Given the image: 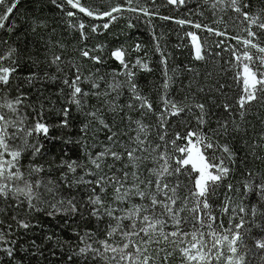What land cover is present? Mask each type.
<instances>
[{"label": "snow or ice", "instance_id": "6c2138e0", "mask_svg": "<svg viewBox=\"0 0 264 264\" xmlns=\"http://www.w3.org/2000/svg\"><path fill=\"white\" fill-rule=\"evenodd\" d=\"M21 2L0 0V30L9 34L0 37V264H40L41 258L47 264L46 251L56 256L49 244H63L55 232H44L41 216L94 222L95 231L84 236L91 240L95 235L98 246L85 243L79 253H90L103 264H171L177 255L180 264H248L246 216L264 218V203L233 207L231 194L239 189L230 182L219 214L213 201L236 164L234 141H244L242 162L252 154L264 160V118L260 131L248 120L254 108L264 109V0H202L197 7L211 12L208 22L190 18L204 17L203 11L189 9L184 18L161 14L162 7L187 9L190 0H50L66 26L79 33V58L93 64L105 62L94 54H102L104 45L89 48L85 42L113 22L127 18L129 28L144 24L151 29L162 68V82L154 86L156 107L134 71L152 69L142 57L129 61L123 46L110 53L120 62V72L106 78L97 68L84 75L82 63L63 58L67 46L54 39L56 29L34 16L24 21V35L31 36L36 52L25 59L11 40L23 27L11 19ZM229 12L233 15L225 21ZM156 19L207 33L201 40L198 32L188 31L189 44L176 47H190L194 61L217 66L204 75L205 83L199 70L185 66L192 75L181 84L179 101L171 92L175 69L169 75ZM142 47L137 43L132 51ZM44 67L55 73L44 71L43 78L61 84L59 109L47 96L29 103L22 90L41 81ZM22 68L29 69L23 77L17 75ZM92 97L95 105L88 102ZM73 106L83 117L78 137L52 136L53 128L72 129ZM50 117L56 118L52 124ZM56 140L79 148L82 159H65L66 152L58 160L46 159V144ZM242 188L243 194L264 201V174L248 169ZM33 230L38 234L30 236ZM254 246L264 250V238Z\"/></svg>", "mask_w": 264, "mask_h": 264}, {"label": "trees", "instance_id": "16d2710c", "mask_svg": "<svg viewBox=\"0 0 264 264\" xmlns=\"http://www.w3.org/2000/svg\"><path fill=\"white\" fill-rule=\"evenodd\" d=\"M202 3V0H190L189 7L187 9H180L179 11H173L171 8H161V14L163 15H172L178 18H184L188 13L189 9L192 11H203L204 17H200L198 15L191 16L190 18L194 20H201L202 22H208L211 19V12L206 8H199L198 5ZM233 15V13L229 12L224 16V20L228 21L229 16ZM40 17L42 19H46L50 25V28H55L54 39L60 40L67 47L66 50L62 53L63 58L65 60L76 59L79 63L83 64L82 71L84 75H88L89 72H95L98 68L100 70L101 75H105L106 78L110 76L113 71L120 72L122 66L120 62L117 61L114 57L110 56V53L116 48L127 49L130 55L126 58L129 61L134 62L137 56L144 58V61L148 64V66L152 69L151 72L134 69L136 71V82L140 85L143 94H150V99L153 102L154 107L157 106V93L154 91V86L158 85L162 82V68L159 63L160 54L154 51V43L151 36V29H149L144 24H138L135 28L128 27V19L121 18L117 21L113 22L108 30H101L99 33L92 36L91 39L87 40L85 43L89 48H95L96 45H104L103 53L95 52V55H102L104 59L103 64H93L91 61L79 58L78 48L82 47L80 43L79 33L68 28L65 24V18L62 13L56 8L55 5L50 3V0H22L21 4L18 5V9L14 10V15L11 19H15L18 25H23L20 28L19 32L16 35L11 36V40L14 41L18 48L21 50V55L26 59L27 56L33 55L36 52V49L32 47V44L29 43L31 40V36L24 35V28L27 25L24 24V21L27 19L31 22L32 17ZM207 18L205 20L204 18ZM86 22L87 18H86ZM133 23H136L134 20ZM154 29L161 37L160 45L166 55H168V71L169 75H173V70L175 69V80L176 83L173 85L171 92L176 100H181L183 98V90L181 88V84L187 85L189 83L191 73L184 71L185 66H191L200 71L201 76L199 80L201 83H205L204 75L208 71H214L217 69L216 65H213L209 62L207 65L204 62L194 61L191 58L190 47H176L178 44L188 45L190 42L189 37H184V33L188 31H196L201 36V40L207 35V33L200 32L194 28L189 26H184L182 29L169 21H162L159 19L154 20ZM221 29H223V25H220ZM178 34L180 37H184L183 40L178 39ZM236 34L235 32L232 33ZM45 35H47L45 33ZM9 34L4 30H0V37H7ZM19 37V39H17ZM141 44L143 47L140 52H133L132 48L135 44ZM59 51V49H57ZM147 53V56H145ZM35 58V57H34ZM43 59V57H40ZM222 63V61H221ZM34 70V69H33ZM28 68H22L21 71L17 74L18 76H26L28 73ZM44 71L49 72V74L55 73V68H42L40 72V76L42 77L41 81H39L35 87H31L29 85H24L22 90L28 94L29 103L37 100V96L41 95V97H50L52 101H55V107L59 109L62 106V100L59 96V88L61 84L59 82H52L48 79L43 78ZM231 75V74H230ZM123 79V77H121ZM87 88V85H85ZM16 93L13 92L12 95ZM127 93H125L126 97ZM125 97H121L120 103L123 104L125 102ZM89 104L95 105L96 100L94 97L89 98ZM49 107V105H45ZM30 111V110H29ZM138 115V114H137ZM264 118V109L254 108L251 114L248 116V120L252 125L255 126L256 131H260L261 125L259 124V119ZM72 120V129L61 130L58 128H53L51 130V135L60 137L63 136L65 139L68 137H72L76 139L79 135V124L83 120V117L76 111L73 106L72 115L70 117ZM109 121H111V117H106ZM152 122H154V117L151 118ZM56 120L55 117H50L48 119V123L52 124ZM179 128H173L172 131H179ZM251 135V133H249ZM99 139L104 141L105 135L104 133H100ZM235 149L238 152L236 164L233 165V171L230 173L228 180L224 182L225 186L222 187L216 198H214V206L217 214H219L220 209L218 205L223 201V194L226 192L227 183H232L239 191L233 192L231 194V198L233 201V207L236 204H243L246 207H251L256 205L259 207L260 203H264V201H260L258 195H253L252 193L243 194L244 190L242 185L245 181V173L248 169H252L258 175L264 174V160H254V154L248 155L247 161L245 160V150L244 141L236 140L233 142ZM48 148V156L46 159H52L55 157L57 160L61 155L65 152L67 155L65 159H82L79 148L74 145H65L62 141L56 140L46 144ZM98 151L99 149H95ZM261 155H264L262 153ZM25 162H27V158H25ZM183 179V177H182ZM225 226H227L228 216L224 217ZM41 224L43 225L45 233L55 232L56 236L59 238L60 243L63 244V247H59L55 245V242L49 244V249L55 248L56 256L53 257L50 255V251H46L45 255L48 257L47 264H103L102 259H97L92 256L90 253H86L81 255L79 253V248L84 247L85 243L93 244V247H97L98 244L95 243L97 237L94 235L91 240H89L84 233L87 231H95L96 224H83L80 222L79 218H60L57 217L55 219H50L45 216L40 217ZM243 231L246 233L244 244L247 246V255L246 259L248 264H264V250L257 249L255 245V241L258 239L264 238V218L259 217H250L246 216V225ZM38 234V230H33L32 233H29L30 236H35ZM43 235V233H39ZM84 236V239L81 240V237ZM99 238H103L101 235ZM170 249V245L168 246ZM68 257H72L71 260ZM40 264H46L43 258H41ZM171 264H180L179 256H175Z\"/></svg>", "mask_w": 264, "mask_h": 264}]
</instances>
